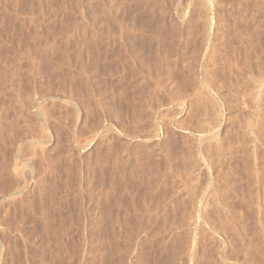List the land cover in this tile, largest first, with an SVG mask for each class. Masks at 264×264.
I'll list each match as a JSON object with an SVG mask.
<instances>
[{
  "label": "rangeland",
  "instance_id": "obj_1",
  "mask_svg": "<svg viewBox=\"0 0 264 264\" xmlns=\"http://www.w3.org/2000/svg\"><path fill=\"white\" fill-rule=\"evenodd\" d=\"M214 1L0 0V264H264V16L251 0ZM201 16L213 20L207 56ZM119 30L144 63L160 60L144 75L156 85L123 54ZM200 70L217 89L199 84ZM260 74L262 85L247 83ZM215 136L227 147L218 164L204 143ZM216 164L227 167L213 174ZM212 184L230 204L209 199Z\"/></svg>",
  "mask_w": 264,
  "mask_h": 264
},
{
  "label": "bare ground",
  "instance_id": "obj_2",
  "mask_svg": "<svg viewBox=\"0 0 264 264\" xmlns=\"http://www.w3.org/2000/svg\"><path fill=\"white\" fill-rule=\"evenodd\" d=\"M195 1H196V0H194V2H195ZM199 1H200V2H199ZM218 1H219V0H218ZM241 1H242V0H241ZM252 1H254V2L257 3V4H259L258 6L255 4V5L258 7V9H256V10H258L257 12H259V14H260L261 16H262V14H263V16H264V10L262 9V8H264V0H251V2H252ZM198 2L201 3L200 6L198 5L199 7H201V6L203 7V6H204L203 9H205V6H206V5H211V6L218 5V4H215V1H214V0H198ZM219 2H220V1H219ZM248 2H249V0H248ZM248 2H247V3H248ZM216 3H218V2L216 1ZM195 5H197V4L195 3ZM176 6H177V5H176ZM244 6H245V5H244ZM196 7H197V6H196ZM199 7L196 8V9H199ZM202 7H201V9H202ZM193 8H194V6H193ZM211 8H212V7H211ZM215 8H216V7H215ZM175 9H176V8H175ZM194 9H195V8H194ZM201 9H200V11H201ZM175 11H176V10H175ZM175 11H174V14H175L176 12H179V11H180L179 14H181V10H178V11H176V12H175ZM196 11H197L196 13H198V14H196V13L194 12V15H195V14L197 15L196 17H198V15H199L200 13L203 12V11L200 12L199 10H196ZM209 11H210V10H209ZM199 12H200V13H199ZM205 13H207V12H205ZM205 13H204V14H205ZM179 14H177V16H178ZM182 14L185 15V13H182ZM192 14H193V13H192ZM184 15H183V16H184ZM202 15H203V13H202ZM205 15H206V14H205ZM183 16H182V17H183ZM191 16H192V15H191ZM203 16H204V15H203ZM203 16H201L202 18H204V19H202V20L205 21V19L208 18V17H207V15L205 16L206 18L203 17ZM263 16H262V17H263ZM201 17H199V18L201 19ZM238 17H239V16H238ZM174 18H175V17H174ZM176 18H178V17H176ZM180 18H181V17H180ZM184 18H185V16H184ZM184 18H183V19H184ZM194 19H195V18H194ZM210 19H211V17H210ZM235 19H237V18H235ZM238 19H239V18H238ZM259 19H260V18H259ZM179 20H181V19H179ZM260 20H262V18H261ZM185 21H186V19H185ZM195 21H197V23H198V25H199V20L195 19ZM200 21H201V20H200ZM206 21H207V22H206ZM206 21L204 22V23H205V25H204L205 28H202L203 25H200V26H199V27H200L199 29H201V30L203 29V31H204V32L201 31V32L204 33V34H203L204 37L202 38L203 40L198 39L200 35L202 36V34H201V32L198 30V28H197V31H198L197 36H198V38H197V36H195V37L198 39V41L201 40V42H202V43H200V49H199V50H202V49H203V48H202L203 45H201V44H203L204 41H205L204 44L208 43V41H209L208 38H209V36H210V33L207 31V29H208V27H209V31H210V26L212 25L213 20H208V19H206ZM218 21H219V20H217V22H218ZM244 21H245V20H244ZM258 21H259V20H258ZM121 22H122V21H121ZM189 22H191V21H189ZM192 22H194V20H192ZM201 22H202V21H201ZM201 22H200V23H201ZM238 22H239V21H238ZM124 23H125V22H124ZM185 23H188V22H185ZM185 23H184V24H185ZM202 23H203V22H202ZM214 23H216V22H214ZM233 23L235 24V22H233ZM246 23H247V22H246ZM258 23H260V21H259ZM258 23H257V24H258ZM171 24H172V23H171ZM180 24H181V22H180ZM180 24H179V25H180ZM194 24H195V23H194ZM217 24H219V23H217ZM119 25H120V24H119ZM175 25H176V24H175ZM187 25H188V24H187ZM189 25H193V24H190V23H189ZM195 25H197V24H195ZM195 25H194V26H195ZM198 25H197V26H198ZM238 25H240V24H238ZM246 25H247V24H246ZM122 26H125V25H122ZM126 26H127V25H126ZM197 26H196V27H197ZM219 26H220V25H219ZM219 26H218V27H219ZM120 27H121V26H120ZM127 27H128V26H127ZM177 27H178V26H177ZM206 27H207V28H206ZM214 27H215V26H214ZM241 27H242V26H241ZM122 28H123V27H122ZM124 28H125V27H124ZM179 28H180V27H179ZM184 28H185V27H184ZM257 28H258V27H257ZM174 29H175V28H174ZM174 29H173V32H172V33H175V30H177V28H176L175 30H174ZM189 29H190V28H189ZM258 29L260 30V28H258ZM120 30H121V29H120ZM120 30H119V32H120L121 34H120V39H119V40H120V41H119V42H120V43H119V45H120L119 48H120L121 50H123V54H124V52H125V53H128V56H127V57H129V59H130V57L133 56L132 54H136V56H138V57L135 56V58H137L136 61H139L138 63L136 62L138 65H136V63H134V64H135L136 66H138V73L143 74V76H141V77H142L143 79H144V77H146L145 81L147 82V81H148V80H147V79H148L147 76L150 77V75H151V78L154 77V72H155V69L157 68V62H156V61H158V60L155 61V58L153 57V58H154V61H155L154 64H153V62L150 63L149 65H147L148 63H147V64L144 63V58H145V57L143 58V57H142L143 54H139V53H138V52H140V50H138L139 48L137 49V50H138L137 53H136V51H135V52H134V51H130V50H132L131 47H130V44H131V43H130V42H131V41H130V39H131V38H130V35H128L127 31L124 30L125 33H122L123 30H122V31H120ZM127 30H129V29H127ZM181 30H182V29H181ZM183 30H185V29H183ZM213 30H214V29H213ZM236 30L238 31V29H236ZM185 31H186V30H185ZM187 31H188V30H187ZM192 31H196V30H192ZM197 31H196V32H197ZM205 31H207V32H205ZM109 32H110V31H109ZM176 32H177V31H176ZM183 32H184V31H183ZM199 32H200V34H199ZM258 32H259V31H258ZM260 32H261V31H260ZM107 33H108V32H107ZM107 33H106V34H107ZM110 33H112V32H110ZM172 33H171V34H172ZM186 33H187V32H186ZM189 33H190V32H189ZM191 33H192V32H191ZM191 33H190V34H191ZM106 34H103V35L105 36ZM178 34H179V33H178ZM193 34H194V33H193ZM237 34H238V33H237ZM239 34H240V33H239ZM241 34H242V33H241ZM261 34H262V33H261ZM183 35H184V34H183ZM194 35H195V34H194ZM242 35H243V34H242ZM242 35H241V36H242ZM104 36H103V37H104ZM116 36H117V34H116ZM174 36H175V35H174ZM181 36H182V35H181ZM181 36H180V38H181ZM189 36H190V35H189ZM238 36H239V35H238ZM117 37H118V36H117ZM177 37H179V35H178ZM185 37H187V36L185 35ZM191 37H193V36H191ZM195 37H193V39H194ZM212 37H213V36H212ZM212 37H210V38H212ZM196 38H195V40H196ZM115 39H116V38H115ZM115 39H114V40H115ZM172 39H173V38H172ZM177 39H178V38H177ZM234 39H236V38H234ZM240 39H241V38H240ZM106 40H107V39H106ZM108 40H109V39H108ZM179 40H180V39H179ZM185 40H186V39H185ZM188 40H190V39H188ZM188 40H187V41H188ZM259 40H260V39H259ZM115 41H116V40H115ZM190 41H191V40H190ZM243 41H244V40H243ZM243 41H242V43L245 44ZM246 41H247V40H246ZM116 42H117V41H116ZM178 42H179V41H178ZM183 42H184V41H183ZM191 42H193V41H191ZM209 42H212V43H213V41H212L211 39H210ZM233 42H234V41H233ZM249 42H250V41H249ZM110 43H111V42H110ZM112 43H113V42H112ZM129 43H130V44H129ZM179 43H180V42H179ZM188 43H189V44H185L186 47H187V45H188V46L190 45V42H189V41H188ZM198 43H199V42H198ZM212 43L210 44V46H209V45H208V46H209V47H212ZM115 44H116V43H115ZM193 44H195V43H192V45L189 46V47H191V50H193V49L195 48V51H198V50H196V47L193 46ZM208 44H209V43H208ZM243 44H242V45H243ZM106 45H107V44H106ZM111 45H112V44H111ZM113 45H114V44H113ZM170 45H171V44H170ZM170 45H169V46H170ZM173 45H174V44H173ZM196 45H197V44H196ZM107 46H108V45H107ZM132 46H133V45H132ZM201 46H202V47H201ZM204 46H205V45H204ZM213 46H214V44H213ZM112 47H113V46H112ZM117 47H118V46H117ZM117 47H116V48H117ZM175 47H176V46H175ZM189 47H188V49H189ZM192 47H193V49H192ZM198 47H199V45L197 46V49H198ZM205 47H206V46H205ZM205 47H204V48H205ZM244 47H245V46H244ZM113 48H114V47H113ZM170 48H171V47H170ZM173 48H174V47H173ZM201 48H202V49H201ZM206 48H207V47H206ZM206 48H205V49H206ZM245 48H246V47H245ZM250 48H251V47H250ZM107 49H108V48H107ZM182 49H183V48H182ZM205 49H203L202 51L204 52ZM207 49H209V48H207ZM207 49H206V50H207ZM116 50H118V49H116ZM116 50L114 49V51H116ZM121 50H120V51H121ZM135 50H136V48H135ZM165 50H166V49H165ZM165 50H164V51H165ZM170 50H171V49H170ZM191 50H190V51H191ZM206 50H205V51H206ZM217 50H218V49H217ZM142 51H143V50H141V52H142ZM176 51H177V50H176ZM202 51H201V52H202ZM112 52H113V51H112ZM116 52H117V51H116ZM169 52H170V51H169ZM198 52L200 53V51H198ZM198 52H197V53L194 52L195 55H194L193 53H192V55L196 56V55L198 54ZM208 52H209V51H208ZM208 52H207V53H208ZM216 52H217V51H216ZM207 53L205 54V52H204V53H203L204 55H202V56H205V55L207 56L210 52H209L208 54H207ZM161 54H162V53H161ZM164 54H165V53H164ZM164 54H163V56H164ZM167 54H168V53H167ZM211 54H212V52H211ZM115 55H116V54H115ZM117 55H119V54H117ZM124 55H126V54H124ZM124 55H122V56L125 57ZM169 55H170V54H169ZM169 55H167L168 57L166 56V58H171V57H169ZM173 55H174L173 58H175L176 55H175L174 53H173ZM192 55H191V56H192ZM213 55H214V54H213ZM153 56H155V55H153ZM171 56H172V55H171ZM209 56H211V55H209ZM209 56H208V57H209ZM119 57H120L121 59L123 58V57H121V55H120ZM148 57H149V56H147V58H148ZM189 57H190V56H189ZM189 57H188V60H189L190 62H192V61L190 60L192 57H190V59H189ZM198 57H199V55L197 56V58H198ZM211 57L213 58L214 56H211ZM211 57H209V58L206 57V58H207V60H209ZM117 58H118V56H117ZM153 58L150 57V60L153 59ZM159 58H160V57H159ZM159 58H158V56H157V59H159ZM164 58H165V57H164ZM164 58L162 57L163 61H165V63H166L167 61H166V59L164 60ZM180 58H181V57H180ZM197 58H195V59L193 58V60H194L193 62H196L195 60H197ZM203 58H204V57H203ZM212 58H211V59H212ZM216 58H217V57H216ZM176 59H178V56H177ZM199 59H200V58H199ZM199 59H198V63H200L199 61L201 60V59H200V60H199ZM211 59H210V60H211ZM124 60H126V59H124ZM146 60H148V59H146ZM150 60H149V61H150ZM169 60H171V59H169ZM183 60H185V59H182V61H183ZM202 60H203V59H202ZM210 60H209V62L212 63V60H211V61H210ZM213 60H214V58H213ZM122 61H123V59H122ZM127 61H128V59H127ZM127 61H126V62H127ZM149 61H148V62H149ZM151 61H152V60H151ZM163 61H162V62H163ZM173 61H174V60H173ZM178 61H179V60H178ZM180 61H181V60H180ZM215 61H216V59H215ZM124 62H125V61H124ZM159 62H160V60L158 61V66L160 65ZM170 62H171V61H170ZM170 62H168V63H170ZM190 62H187V63H190ZM204 62L207 63L206 60H204ZM204 62H203V64L205 65ZM120 63H122V62H120ZM179 63H180V62H179ZM179 63H178V64H179ZM181 63H182V62H181ZM187 63H186V64H187ZM198 63L196 62V64H198ZM213 63H214V62H213ZM134 64L132 63V65H134ZM162 64H163V63H162ZM166 64H167V63H166ZM183 64H184V63H182L181 67L183 66ZM186 64H185V65H186ZM201 64H202V62H201ZM203 64H202V65H203ZM117 65H118V64H117ZM146 65H147V66H146ZM163 65H164V64H163ZM163 65H161V66H163ZM171 65H172V64H171ZM188 65H189V64H188ZM188 65H186V66H188ZM198 65H199V64H198ZM204 65H203V66H204ZM213 65H214V64H213ZM167 66H168V64L166 65V67H167ZM169 66H170V65H169ZM173 66H174V65H173ZM176 66H177V65H176ZM186 66L183 67V68H186V69H187ZM206 66H207V65H206ZM206 66H204L203 69H204ZM209 66H210V65H209ZM209 66H208V67H209ZM125 67H126V66H125ZM166 67H165V68H166ZM174 67H175V66H174ZM196 67H198V66H196ZM196 67H195V68H196ZM208 67H207V68H208ZM215 67H216V66H215ZM123 68H124V66H123ZM133 68H134V66H133ZM135 68H136V67H135ZM158 68H159V67H158ZM158 68H157L156 70H158ZM160 68H161V67H160ZM162 68H163V67H162ZM169 68H170L171 70L173 69L172 66L168 67V68L166 69L168 72H169V70H168ZM188 68L190 69L189 66H188ZM209 68H211V67H209ZM216 68H217V67H216ZM121 69H122V68H121ZM127 69H128V68H127ZM131 69H132V68H131ZM163 69H164V68H163ZM198 69H199V68H198ZM200 69H201V68H200ZM203 69H201V70H203ZM205 69H206V68H205ZM230 69H231V68H230ZM134 70H135V69H134ZM166 70H165V71H166ZM201 70L198 71V72L201 73V74H199V76L196 78V79H198V81H199L200 83H199L198 81H197V82H198L199 84L202 83V84H203V87H204V85H205L206 88H209V89H212V90H213V89H214V90L217 89L216 87H213V84H214L213 81H214V80L216 81V80H217V77L215 78V76H214V78H215V79H214V78H213V75H214V74L212 73L213 75L211 76V77H212L211 79H212L213 81L210 80V81L213 82V84H212V83L208 80V77L210 76V74H208V77L204 74V72H208V71L204 70V72H203V71H201ZM213 70H217V69H213ZM125 71H126V70H125ZM131 71H133V70H131ZM135 71H136V70H135ZM163 71H164V70H163ZM167 71H166V72H167ZM186 71H187V73H188V70H186ZM194 71L196 72V70H194ZM129 72H130V71H129ZM166 72H165V73H166ZM172 72H173V70H172ZM184 72H185V71H184ZM184 72H182V73L184 74V75L182 74V75L184 76V79H185V77H186V79L188 78V80H190V83H189L188 81H185V80L183 79L182 84H188V83H189V85H190V84L193 85V84H192L193 81H191V80H192V79L195 80V77H194V76L197 75V73L192 72V73H194V74H192L193 76H191V73H188L191 77H194V78H191L190 76L187 77V76H186L187 73L185 72V73H186V74H185ZM212 72H213V71H212ZM214 72H216V71H214ZM131 73H132V72H131ZM131 73H130V74H131ZM155 73H156V72H155ZM158 73H160V70H159ZM158 73H156V74H158ZM209 73H211V71H209ZM135 74H137V72H136ZM135 74H134V75H135ZM140 74H139V75H140ZM171 74H172V73H171ZM188 74H187V75H188ZM144 75H147V76H144ZM160 75H162V74H160ZM173 75H174V74L171 75L172 78H171V77H168V78H169V79H173V77L175 76V75H174V76H173ZM217 75H218V74H217ZM168 76H169V75H168ZM156 77H157V75H156ZM156 77H155V78H156ZM161 77H162V76H161ZM161 77H160V79H161ZM163 77H164V76H163ZM163 77H162V78H163ZM166 77H167V76H166ZM166 77H165V78H166ZM181 77H182V76H181ZM189 77H190L191 79H189ZM260 77H262L261 74H260V76H259L258 78H255V79L251 78V79H253V80H252V81H251V80H250V81L248 80L247 83H248V84H253L252 86H254V87H255V85H256V86L258 85V87H259L260 85H262V83L260 82V81H262V80H259ZM263 77H264V76H263ZM263 77H262V79H263ZM155 78H154V79H155ZM158 78H159V77H158ZM160 79H158L159 82H160ZM169 79H167V80H169ZM179 79H180V78H178V82H179ZM219 79H220V78H219ZM138 80L140 81V79H138ZM141 80H142V79H141ZM151 80H152V79H151ZM163 80H164V78H163ZM175 80H177V79H173V80H171V81L176 82ZM257 80H258V82L256 83ZM156 81H157V80H156ZM180 81H181V80H180ZM218 81L220 82V80H218ZM141 82H142V81H141ZM141 82H140V83H141ZM154 82H155V81L153 80L152 83H154ZM168 82H170V81H168ZM183 82H184V83H183ZM186 82H188V83H186ZM194 82H195V81H194ZM249 82H251V83H249ZM263 82H264V81H263ZM148 83H149V81H148ZM150 83H151V81H150ZM150 83H149V84H150ZM152 83H151L150 85H153V86H154L155 83H154V84H152ZM161 83H163V82H161ZM221 83H222V81H221ZM138 84H139V82H138ZM144 84H145V83H144ZM159 84H160V83H159ZM165 84H166V82H165ZM165 84H164V85H163V84H160V85L165 86ZM176 84H177V86H178L179 83L176 82ZM194 84H195V83H194ZM196 84H197V83H196ZM202 84H201V86H202ZM248 84H247V85H248ZM155 85H156V84H155ZM160 85H159V86H160ZM170 85H171V86H170V88H171V87H172V84H170ZM214 85L217 86L218 83L216 82V84H214ZM219 85H220V84H219ZM168 86H169V84H168ZM168 86H167V89L169 88ZM179 86H181V85L179 84ZM186 86H187V87H190V86H188V85H186ZM186 86L184 85V87H186ZM193 86H194V85H193ZM195 86H196V85H195ZM201 86H200V89L203 88V87H201ZM222 86H223V85H222ZM222 86H221V87H222ZM249 86H250V87H248V88H251V85H249ZM263 86H264V85H263ZM160 87H161V86H160ZM165 87H166V86H165ZM181 87H182V86H181ZM184 87H182V89H184ZM197 87H198V84H197ZM205 87H204V88H205ZM243 87H244V86H243ZM151 88H152V87H151ZM151 88H150V89H151ZM170 88L168 89L169 91H170ZM174 88H176V85H175ZM178 88H179V87H177L176 89L178 90ZM190 88H191V87H190ZM198 88H199V87H198ZM206 88H205V89H206ZM255 88H256V87H255ZM255 88H254V89H255ZM261 88H262V86H261ZM261 88H260V89H261ZM167 89H166V90H167ZM176 89H175V90H176ZM191 89L193 90V88H191ZM205 89H204V90H205ZM243 89H244V88H243ZM245 89L248 90V89H247V86H245ZM260 89H259V91H256V92L261 93V92H260ZM151 90H152V89H151ZM151 90L149 91V93H152V92H153V91L151 92ZM153 90L155 91V90H157V89H153ZM166 90H165V91H166ZM171 90L173 91L172 88H171ZM180 90H181V89H180ZM204 90H203V91H204ZM212 90H211L210 92H212ZM220 90H221V89H220V87H219V91H220ZM246 90H243V93H244V91H245V92H246V95L250 96L249 98H252V96H251L250 94H252V92H253L252 90H253V89H251V90L249 89L248 92H247ZM255 90H256V89H255ZM262 90H263V89H261V91H262ZM181 91H182L181 94H183V92H185L186 90H184V91L181 90ZM187 91H188V90H187ZM194 91H195L194 93H195V96H196V94H197L196 92H198V91H200V90L196 91V89H195ZM162 92H164V91H162ZM207 92H208V91H207ZM207 92H206V93H207ZM256 92H255V93H256ZM170 93H171V96H172V93H174V91H173V92H170ZM177 93L180 94L179 91L175 92L174 94L177 95ZM186 93H187V92H186ZM217 93H218V91H217ZM220 93H221V92H220ZM153 94H154V96L156 97L155 92L152 93V95H153ZM163 94H164V93H163ZM168 94H169V92H168ZM174 94H173V95H174ZM181 94H180L179 96L177 95V96H174V97H177V98H179V99H180V97H181V98L184 99V97H185L186 95L183 94V95H185V96H182ZM202 94H203V96H204V93H203V92L201 93V95H202ZM218 94H219V93H218ZM261 94H262V93H261ZM263 94H264V93H263ZM187 95H188V94H187ZM197 95H198V94H197ZM205 95H206V94H205ZM207 95H208V93H207ZM209 95H210V94H209ZM209 95H208V96H209ZM242 95H243V94H242ZM252 95H253V94H252ZM255 95H256V94H255ZM255 95H253V96H255ZM257 95H258V94H257ZM257 95H256V97H255L256 99H257L258 97H260V95H258V96H257ZM154 96H153V97H154ZM198 96H199V95H198ZM218 96H220V94H219ZM262 96H263V95H262ZM155 97H154V98H155ZM160 97H161V96H160ZM160 97H159V100L163 98V97H161V98H160ZM167 97H168V95H167ZM204 97H205V96H204ZM246 97H247V96H246ZM199 98H200V97H199ZM207 98H208V97H207ZM237 98H238V97H237ZM241 98L243 99L244 97L242 96ZM241 98H240V99H241ZM249 98L247 97V99L245 98V100H248V101H249ZM147 99H148V97H147ZM150 99L152 100L151 97L149 98V100H150ZM166 99H167V98H166ZM166 99H165V100H166ZM172 99H173V97H172ZM174 99H175V98H174ZM174 99H173V100H174ZM205 99H206V97H205ZM242 99H241V100H242ZM151 100H150L149 102H150V103H153V102H151ZM168 100H169V99H168ZM175 100H177V99H175ZM202 100H203V98H202ZM202 100H201V101H202ZM206 100H207V99H206ZM208 100H210V99H208ZM211 100H212V99H211ZM211 100H210V103H213L214 101L212 100L213 102H211ZM236 100H237V99H236ZM152 101H153V100H152ZM160 101H161V100H160ZM169 101H171V100H169ZM169 101H168L167 103H171V102H169ZM184 101H185V100H184ZM242 101H244V100H242ZM252 101H253V102H252ZM204 102H205V101H204ZM206 102H207V101H206ZM238 102H241V101L239 100ZM244 102H247V101H244ZM251 102H252V103L255 102L254 97H253V99H251ZM161 103H163V102H161ZM186 103H187V102H186ZM207 103H208V102H207ZM241 103H243V102H241ZM249 103H250V101H249ZM261 103H262V100H261ZM261 103H259V104H261ZM163 104H164V103H163ZM203 104H205V103H203ZM208 104H209V103H208ZM256 104H257V103H256ZM256 104H254V107H255ZM262 104H264V103H262ZM149 105H150V104H149ZM213 105H214V104H213ZM213 105H212V106H213ZM235 105L237 106L236 102H235ZM238 105H239V103H238ZM150 106H151V105H150ZM163 106H164V105H163ZM166 106H169V105H166ZM198 106H199V105H198ZM201 106H202V103H201ZM261 106H263V105H261ZM213 107H214V106H213ZM251 107H252V106H251ZM251 107L249 106V108H251ZM258 107L260 108V105H259V106H256L255 108H258ZM154 108H155V107H154ZM157 108H158V107H157ZM252 108H253V107H252ZM255 108H253V109H255ZM261 108H262V107H261ZM152 109H153V108H152ZM168 110H169V109H168ZM168 110H167V111H168ZM182 110H183V109H182ZM213 110H214V109H213ZM262 110H263V109H262ZM153 111H154V110H153ZM153 111H150V112H153ZM164 111H165V110H164ZM249 111H250V109H249ZM252 111H253V113H254V110H251V114H252ZM260 111H261V110H258L257 112L259 113ZM155 112H156V111H155ZM212 112H213V111H212ZM157 113H158V112H157ZM159 113H161V111H160ZM155 114H156V113H155ZM161 114H162V113H161ZM254 114H255V115H258V114H256V113H254ZM159 115H160V114H159ZM165 115H166V114H165ZM216 115H217V114H216ZM212 116H213V114H212ZM155 117H156V116H155ZM157 117H158V116H157ZM159 117H162V116H159ZM165 117H166V116H165ZM165 117H164V118H165ZM153 118H154V117H153ZM164 118H161L160 120H162V119H164ZM209 118H210V117H209ZM214 118L218 119L217 117H215V115H214ZM155 119H156V118H155ZM157 119H159V118H157ZM167 119L169 120L170 118H167ZM210 119H211V118H210ZM169 121H170V120H169ZM210 121H211V120H210ZM210 121H207V118H206V123L209 122V124H210ZM247 121H248V120H247ZM164 122H165V121H164ZM164 122H163V123H164ZM166 122H167V121H166ZM171 122L173 123V120H172ZM213 122H214V121L212 120V123H213ZM168 123H169V122H168ZM168 123H167V124H168ZM215 123H216V122H215ZM215 123H214V124H215ZM218 123H219V122H218ZM218 123H217V124H218ZM247 124H248V122H247ZM206 125H207V124H206ZM210 125H213V124H210ZM160 126H161V125H160ZM160 126H159V127H160ZM202 126H203V125H202ZM204 126H205V125H204ZM204 126H203V127H204ZM214 126H215V125H214ZM216 126H217V125H216ZM252 126H253V125H252ZM252 126H251V128H252ZM206 127H207V126H205V129H207L208 132H210L211 130L209 131V126H208L207 128H206ZM253 128H254V127H253ZM253 128H252V129H253ZM160 129H161V128H160ZM212 129L214 130V128H212ZM215 129L217 130V127H215ZM213 130H212V131H213ZM216 130H215V131H216ZM189 131H190V130H189ZM198 131H199V130H198ZM212 131H211V132H212ZM251 131H255V130H251ZM201 132H202V131H201ZM211 132H210L209 137H210V136H213L212 134H214L213 132H212V134H211ZM249 132H250V131H249ZM205 133H206V132H205ZM255 133H256V132H255ZM139 134H140V133H139ZM198 134H199V133H198ZM201 134H202V133H201ZM218 134H219V133H218ZM216 135H217V131H216ZM250 135H251V133H250ZM138 136H139V135H138ZM140 136H141V135H140ZM197 136H198V135H197ZM205 136H206V135H205ZM255 136H257V135H255ZM142 137H143V136H142ZM142 137H140V138H142ZM145 137H146V136H145ZM217 137L219 138V136H217ZM217 137H216V136H215L214 138L211 137V138L208 140V142H206L207 140L205 141V137H203L204 139L202 138V141H205L204 143H207V146H206V147H207L208 151H207V149H206V152H207V153L209 152L207 155H209V157L211 158V160H212L213 162H215L216 159L218 160V161H216L215 163L220 162V160H221V158H222V156H223V154H222V156H220L221 153H222V151H223V150H222V147H223V146H221V142L219 141L221 137L219 138V140H218ZM206 138H207V136H206ZM252 138H253V137H252ZM252 138H251V139H252ZM144 139H145V138H144ZM148 139H149V137H148ZM251 141H254V140H251ZM200 142H201V141H200ZM204 143H201V144L203 145ZM223 144H224V143H223ZM245 146H246V145H245ZM245 146H244V147H245ZM224 147H226V146H224ZM224 147H223V148H224ZM226 148H227V147H226ZM226 148H225V149H226ZM228 148H229V147H228ZM246 148H247V146H246ZM246 148H245L244 150H247ZM225 149H224V150H225ZM204 150H205V149H204ZM230 150H231V149H230ZM202 151H203V150H201V152H202ZM211 151L213 152L214 157H213ZM225 151L230 152V151L227 150V149H226ZM225 151H224V152H225ZM231 151H232V150H231ZM203 152H204V151H203ZM224 152H223V153H224ZM204 153H205V152H204ZM244 153H246L245 156H247V152L244 151ZM205 154H206V153H205ZM228 154H229V155H228ZM228 154H227V155L230 156L232 153H228ZM207 155H205V156L207 157ZM243 155H244V154L242 153V156H243ZM225 156H226V155H225ZM223 157H224V156H223ZM231 157H232V155H231ZM231 157H230V158H231ZM201 158H202V157H201ZM210 158H209V160H210ZM243 158H244V156H243ZM207 159H208V157H207ZM223 159H224V158H223ZM246 159H247V158H246ZM204 160L206 161L205 158L203 159V161H204ZM209 160L206 161V162H207V165L211 163V162H209ZM211 160H210V161H211ZM247 160H248V159H247ZM229 161H230V160H228V164L230 163ZM206 162H205V163H206ZM225 162H227V161L224 160V163H225ZM197 163H198V162H197ZM222 163H223V162H221L220 164H222ZM243 163H245L244 160H241V165H242ZM217 164H218V163H217ZM217 164L215 165V167L217 166ZM228 164H227V165H228ZM231 164H232V162H231ZM231 164H229V165L231 166ZM246 164H247V162H246ZM197 165H199V164H197ZM207 165H206V166H207ZM211 165H213V167H211V168H214V163L211 164ZM224 165H226V164H224ZM224 165H223V166H224ZM229 165H228V166H229ZM243 165H244V164H243ZM199 166H200V165H199ZM221 166H222V165H221ZM221 166H220V168L223 167V166H222V167H221ZM230 166H229V167H230ZM232 166H233V165H232ZM232 166H231V167H232ZM136 167H137V166H136ZM194 167H195V169H196V165H194ZM224 167H227V166H224ZM229 167H228V168H229ZM231 167H230V168H231ZM234 167H235V166H234ZM236 167H237V166H236ZM255 167H256V165H255ZM199 168H200V167H199ZM201 168H202V167H201ZM208 168H209V167H208ZM218 168H219V167H216V169H214L215 171L213 172V174H214L215 172H217V171L220 169V168H219V169H218ZM228 168H227V169H228ZM243 168H244V166H243ZM245 168H246V167H245ZM246 169L248 170V168H246ZM246 169H245V170H246ZM255 169H256V168H255ZM197 170H198V169H197ZM199 170H200V169H199ZM216 170H217V171H216ZM228 170H230V169H228ZM140 171L142 172V170H140ZM140 171H139V172H140ZM137 172H138V170H137ZM139 172H138V173H139ZM229 172H230V171H229ZM231 172H233V171H231ZM253 172H254V171H253ZM142 173H143V172H142ZM142 173H139V175H143ZM196 173H197V172H196ZM210 173H211V172H210ZM254 173H255V172H254ZM257 173H258V170H257ZM201 174H202V173H201ZM211 174H212V173H211ZM217 174H218V173H217ZM198 175H199V174H198ZM223 175H226V174H223ZM219 176H220V175H219ZM219 176H217V177H219ZM241 176H242V175H241ZM196 177L199 178V176H196ZM226 177H227V176H226ZM197 178H196V179H197ZM215 178H216V176H215ZM211 179H212V178H211ZM217 179H218V178L214 179V182H215ZM206 180H208V178H206ZM220 180L223 181L224 179H223V180L220 179ZM209 181H210V180H209ZM212 181H213V180H212ZM218 181H219V180H218ZM221 181H220V182H221ZM223 182H224V181H223ZM223 182H222V183H223ZM207 183H208V181H207ZM212 183H213V182H212ZM227 183H228V182H226L225 185H226ZM216 184H217V183H216ZM219 184H220V183H219ZM207 185H208V184H207ZM225 185L223 184V186H225ZM232 185H233V184H232ZM232 185H229V184H228V186H226V187H229V186L232 187ZM234 185H235V183H234ZM201 186H202V185H201ZM212 186H213V187H211V189H214V194H215V195L213 194L212 191H210V192H212V193H210V196H208V197H209V199H211L210 197L212 196V197H213L212 200L215 199V202H216V201H218V197L221 195V194H219V189H218V188H223V191H224V187H219V186H218V188H217V187H215V186H217V185L214 186V184H212ZM226 187H225V188H226ZM233 187H234V186H233ZM202 188H203V187H202ZM234 188H235V187H234ZM209 189H210V188H208V190H209ZM226 189L228 190V193L232 190V188H231V190H230L229 188H226ZM226 189H225V190H226ZM199 190H200V188H199ZM204 190H205V188H204ZM208 190H207V193H208ZM200 191H201V190H200ZM232 191H233V190H232ZM232 191H231V193H232ZM221 192H222V191H221ZM224 192H226V193H224ZM224 192H222V194L224 193L225 196H226L227 191H224ZM234 192H236V191L234 190ZM231 193H230L228 196H230ZM211 194H212V195H211ZM224 194L221 195V196L224 197ZM234 194H235V193H234ZM213 195H214V196H213ZM235 195H236V194H235ZM205 196H206V198H207V195H205ZM221 196H220V197H221ZM228 196L226 197V200L228 199ZM201 197H202V196H201ZM220 197H219V199H223V198H220ZM231 197H232V196H231ZM224 198H225V197H224ZM200 199H201V198H200ZM200 199H199V201H200ZM209 199H208V200H209ZM206 200H207V199H206ZM194 201H195V200H194ZM194 201H193V202H194ZM204 201H205V200H204ZM204 201H203V203H204ZM209 201H211V200H209ZM209 201H208V202H209ZM213 201H214V200H213ZM213 201H212V202H213ZM220 201L223 202L222 204H220V205H222V206L227 205V204H230V203L228 202L229 199H228V201H227L228 203H227V202H224V199H223V200H220ZM230 201H231V200H230ZM208 202L206 201L205 203L208 204ZM212 202H209V204H211ZM198 203H199V202H198ZM198 203H197V204H198ZM219 203H220V202H219ZM224 203H226V204H224ZM194 204H195V203H194ZM207 204H206V206H207ZM209 204H208V206H209ZM223 204H224V205H223ZM203 205H204V204H203ZM211 205H212V204H211ZM211 205H210V207H211ZM213 205H214V202H213ZM193 206H194V205H193ZM193 206H192V207H193ZM199 206H200V205H198V207H199ZM206 206H203V208H204V207L206 208ZM215 206H216V205H215ZM247 206H248V205H247ZM218 207H219V206H218ZM220 207H221V206H220ZM225 207H226V206H225ZM227 207H228V208H227ZM227 207H226V209L228 210V209H229V206H227ZM230 207H232V206H230ZM194 208H195V207H194ZM194 208H193V209H194ZM200 208H201V207H200ZM205 208H204V209H205ZM207 208H209V207H207ZM193 209H192V210H193ZM197 209H198V208H196V210H197ZM215 209H216V212H217V213H220V212H219V208H217V206H216ZM220 209H221V208H220ZM223 209H225V208H223ZM226 209H225V210H226ZM206 210H207V212H208V209H206ZM227 210H226V212H231V211H230L231 209H230L229 211H227ZM221 211H222V210H221ZM200 212H202V211H200ZM204 212H205V211H203V213H204ZM207 212H206V213H207ZM226 212H225V213H226ZM192 213H193V211H192ZM196 213H197V212H196ZM222 213H223V211H222ZM204 214H205V213H204ZM207 214H208V213H207ZM201 215H203V214H201ZM201 215H200V216H201ZM205 215H206V214H205ZM206 216H208V215H206ZM196 217H197V216H196ZM193 218H194V216H193ZM205 218H206V217H205ZM206 219H207V218H206ZM207 221H208V220H207ZM197 223H198V222H197ZM207 223H208V222H207ZM197 225H199V224H197ZM199 226L202 227V224L199 225ZM196 227H197V226H196ZM201 227H200V229H201ZM213 227H214V226H213ZM211 228H212V227H211ZM212 229H213V228H212ZM195 230H196V229H195ZM197 230H198V232L200 233V236H203V235H204L205 232L203 233V235H201V231H202V230H201V231H199V229H197ZM202 232H203V231H202ZM209 232H210V231H209ZM195 233H196V232H195ZM193 234H194V233H193ZM194 235H195V234H194ZM194 235H193V236H194ZM196 235L199 236V234H196ZM199 238H200V237H199ZM204 238H205V237L203 236V239H204ZM194 239H198V238H194ZM200 239H201V238H200ZM203 239H201V240L203 241ZM192 240H193V239H192ZM195 241H196V240H195ZM197 241L199 242V240H197ZM200 242H201V241H200ZM201 243H203V242H201ZM194 244H195V242H194Z\"/></svg>",
  "mask_w": 264,
  "mask_h": 264
}]
</instances>
